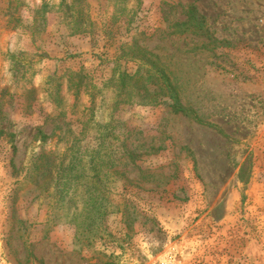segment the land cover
Listing matches in <instances>:
<instances>
[{
	"label": "rangeland",
	"instance_id": "1",
	"mask_svg": "<svg viewBox=\"0 0 264 264\" xmlns=\"http://www.w3.org/2000/svg\"><path fill=\"white\" fill-rule=\"evenodd\" d=\"M107 261L264 264V0H0V264Z\"/></svg>",
	"mask_w": 264,
	"mask_h": 264
},
{
	"label": "trees",
	"instance_id": "2",
	"mask_svg": "<svg viewBox=\"0 0 264 264\" xmlns=\"http://www.w3.org/2000/svg\"><path fill=\"white\" fill-rule=\"evenodd\" d=\"M195 23L198 28L201 23H203V17L196 12V9L193 6H188L187 8V20L185 23ZM158 79L163 86V88L168 92V96L171 100L170 107L175 113H185V108L180 104L178 93L171 83L169 76L165 73L163 69L157 70ZM43 138H45V134H43ZM104 264H115L112 261H107Z\"/></svg>",
	"mask_w": 264,
	"mask_h": 264
}]
</instances>
